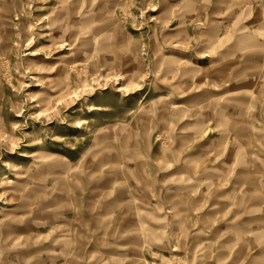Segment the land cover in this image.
<instances>
[{"label":"rangeland","instance_id":"1","mask_svg":"<svg viewBox=\"0 0 264 264\" xmlns=\"http://www.w3.org/2000/svg\"><path fill=\"white\" fill-rule=\"evenodd\" d=\"M0 264H264V0H0Z\"/></svg>","mask_w":264,"mask_h":264}]
</instances>
